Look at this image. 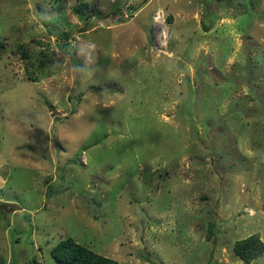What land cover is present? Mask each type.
Here are the masks:
<instances>
[{
    "label": "rangeland",
    "instance_id": "374dc122",
    "mask_svg": "<svg viewBox=\"0 0 264 264\" xmlns=\"http://www.w3.org/2000/svg\"><path fill=\"white\" fill-rule=\"evenodd\" d=\"M256 232L264 0H0V264H57L67 237L247 264Z\"/></svg>",
    "mask_w": 264,
    "mask_h": 264
},
{
    "label": "trees",
    "instance_id": "16d2710c",
    "mask_svg": "<svg viewBox=\"0 0 264 264\" xmlns=\"http://www.w3.org/2000/svg\"><path fill=\"white\" fill-rule=\"evenodd\" d=\"M236 255L247 264L263 256L264 241L259 232L235 242ZM57 264H122L118 260L100 254L79 243L73 237L60 240L51 250Z\"/></svg>",
    "mask_w": 264,
    "mask_h": 264
}]
</instances>
